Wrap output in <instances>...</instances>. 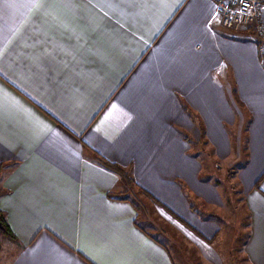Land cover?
<instances>
[{"label": "crops", "instance_id": "obj_1", "mask_svg": "<svg viewBox=\"0 0 264 264\" xmlns=\"http://www.w3.org/2000/svg\"><path fill=\"white\" fill-rule=\"evenodd\" d=\"M259 21L258 46L252 28L217 24L215 0H0V212L13 235L0 264H176L116 195L125 189L203 261L224 264L219 221L200 208L225 199L201 176L200 146L239 159L224 127L233 92L250 117L242 254L264 264V176L253 188L264 174V4Z\"/></svg>", "mask_w": 264, "mask_h": 264}, {"label": "rangeland", "instance_id": "obj_2", "mask_svg": "<svg viewBox=\"0 0 264 264\" xmlns=\"http://www.w3.org/2000/svg\"><path fill=\"white\" fill-rule=\"evenodd\" d=\"M247 30L249 29L231 32L240 33ZM249 33L250 36H253L254 40L256 39V42L260 41V36L255 34V32L251 30ZM232 97L234 101V115L232 122L226 124L224 127L228 143L231 144L232 148L238 144L239 159L229 164L225 160L217 159L212 148L208 149L207 147H202V145L200 146L201 155L204 156L201 159L203 164V173L201 176L205 181H210L219 187L226 205L220 210L211 209V206H207V208L204 205L200 210L203 212L205 210L207 212L210 211L209 214L215 216V219L220 223L217 224L221 229V234L219 237L214 238L213 242H215L214 247L220 251V255L224 258V264H245L242 245L247 232L245 227L248 226L247 222L249 217L244 212V198L237 179V172L247 163L246 148L250 117L249 113L244 110L241 102L239 100L237 101L238 98L235 92H233ZM2 191L0 190V192ZM124 191L116 195L124 196V194H128V199L137 207L141 226L159 237L161 242L172 252V257L176 264H207L197 251L170 224L156 213L155 208L152 207L149 200L146 201L137 191L133 193L126 191V189ZM189 198H191L190 195ZM4 236L3 232L0 231V255L4 254L2 249L7 247L3 238ZM1 260H4V257L1 256Z\"/></svg>", "mask_w": 264, "mask_h": 264}, {"label": "built area", "instance_id": "obj_3", "mask_svg": "<svg viewBox=\"0 0 264 264\" xmlns=\"http://www.w3.org/2000/svg\"><path fill=\"white\" fill-rule=\"evenodd\" d=\"M263 4L264 0H215L217 24L230 32L252 28L262 36L259 18Z\"/></svg>", "mask_w": 264, "mask_h": 264}, {"label": "trees", "instance_id": "obj_4", "mask_svg": "<svg viewBox=\"0 0 264 264\" xmlns=\"http://www.w3.org/2000/svg\"><path fill=\"white\" fill-rule=\"evenodd\" d=\"M257 43H258V46L261 44L260 41ZM262 61L264 62V57H262ZM263 67H264V65H263ZM91 156L95 160V162H97L103 168L115 173L117 176H119L121 179H123L127 183H131V184L133 183V180L131 179L129 172L124 171L122 168H120L116 164L109 163L108 161L104 160L99 155H97L95 152H91ZM263 176H264V174L255 182V184L253 186L254 189H258L259 182L261 181ZM4 193L5 192L2 191V192H0V195H2ZM247 225H249V220L247 222ZM0 231L3 232V234L6 237L13 239V235H12L10 228L6 222L5 214L3 212H0Z\"/></svg>", "mask_w": 264, "mask_h": 264}]
</instances>
